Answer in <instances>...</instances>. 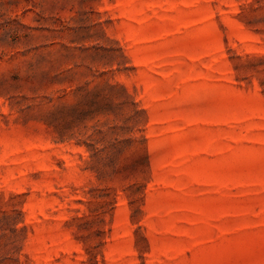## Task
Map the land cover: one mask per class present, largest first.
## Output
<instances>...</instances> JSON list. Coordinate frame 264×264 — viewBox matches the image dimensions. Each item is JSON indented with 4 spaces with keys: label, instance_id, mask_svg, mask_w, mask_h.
Returning <instances> with one entry per match:
<instances>
[{
    "label": "rangeland",
    "instance_id": "1",
    "mask_svg": "<svg viewBox=\"0 0 264 264\" xmlns=\"http://www.w3.org/2000/svg\"><path fill=\"white\" fill-rule=\"evenodd\" d=\"M0 264H264V0H0Z\"/></svg>",
    "mask_w": 264,
    "mask_h": 264
}]
</instances>
